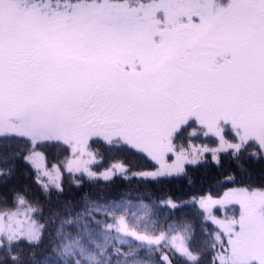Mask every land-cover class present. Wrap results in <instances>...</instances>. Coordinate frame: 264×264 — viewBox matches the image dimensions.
Listing matches in <instances>:
<instances>
[{
    "label": "snow or ice",
    "instance_id": "1",
    "mask_svg": "<svg viewBox=\"0 0 264 264\" xmlns=\"http://www.w3.org/2000/svg\"><path fill=\"white\" fill-rule=\"evenodd\" d=\"M0 264H264V0H0Z\"/></svg>",
    "mask_w": 264,
    "mask_h": 264
}]
</instances>
